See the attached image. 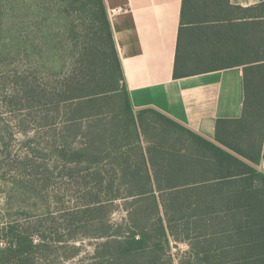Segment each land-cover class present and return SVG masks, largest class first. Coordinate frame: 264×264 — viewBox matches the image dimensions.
I'll use <instances>...</instances> for the list:
<instances>
[{
	"label": "trees",
	"instance_id": "obj_1",
	"mask_svg": "<svg viewBox=\"0 0 264 264\" xmlns=\"http://www.w3.org/2000/svg\"><path fill=\"white\" fill-rule=\"evenodd\" d=\"M75 12L85 40L74 32L67 77L41 88L26 74L22 89L44 123L67 109L51 154L87 202L64 236L8 227L0 264H52L48 246L77 251L78 236L102 240L86 264H264V2L182 0L180 15L174 77L241 66L255 79L246 161L156 110L134 113L104 0ZM180 244L188 251L174 254Z\"/></svg>",
	"mask_w": 264,
	"mask_h": 264
},
{
	"label": "rangeland",
	"instance_id": "obj_2",
	"mask_svg": "<svg viewBox=\"0 0 264 264\" xmlns=\"http://www.w3.org/2000/svg\"><path fill=\"white\" fill-rule=\"evenodd\" d=\"M82 0H0V242L17 227L66 235L67 217L87 202L77 183L64 175L51 151L66 134L69 116L64 105L54 106L42 121L36 103H26L23 84L28 74L37 86L50 88L67 77L76 49L74 32L85 40L80 12ZM49 108V107H48ZM52 106L49 108L51 109ZM264 173V168L259 170ZM120 205L118 208H114ZM112 219L125 215L118 202ZM80 209V208H79ZM71 216V217H72ZM80 234L85 233L80 229ZM54 237V236H53ZM102 240L78 236L71 246H48L47 263L86 264ZM72 244V243H71ZM179 250H183L182 246ZM179 250H173L176 254ZM72 257V258H70ZM54 259V260H53ZM40 264H45L41 262Z\"/></svg>",
	"mask_w": 264,
	"mask_h": 264
},
{
	"label": "crops",
	"instance_id": "obj_3",
	"mask_svg": "<svg viewBox=\"0 0 264 264\" xmlns=\"http://www.w3.org/2000/svg\"><path fill=\"white\" fill-rule=\"evenodd\" d=\"M229 2L249 8L264 0ZM104 3L133 112L156 110L246 161L254 77L245 75L241 66L174 77L182 0ZM245 21L250 20L236 22ZM177 250L185 253L188 247L180 244Z\"/></svg>",
	"mask_w": 264,
	"mask_h": 264
},
{
	"label": "built area",
	"instance_id": "obj_4",
	"mask_svg": "<svg viewBox=\"0 0 264 264\" xmlns=\"http://www.w3.org/2000/svg\"><path fill=\"white\" fill-rule=\"evenodd\" d=\"M256 168H257L258 171H259L261 168H264V161H262V162L260 163V165L257 166ZM259 172H260V171H259ZM263 174H264V173H263ZM3 246H4V244H3L2 242H0V249H3Z\"/></svg>",
	"mask_w": 264,
	"mask_h": 264
}]
</instances>
